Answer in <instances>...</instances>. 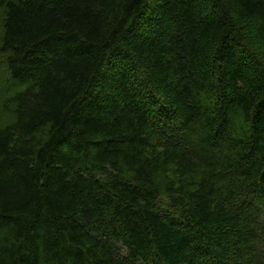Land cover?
Listing matches in <instances>:
<instances>
[{
  "label": "trees",
  "instance_id": "trees-1",
  "mask_svg": "<svg viewBox=\"0 0 264 264\" xmlns=\"http://www.w3.org/2000/svg\"><path fill=\"white\" fill-rule=\"evenodd\" d=\"M0 4V264H264V0Z\"/></svg>",
  "mask_w": 264,
  "mask_h": 264
},
{
  "label": "rangeland",
  "instance_id": "rangeland-1",
  "mask_svg": "<svg viewBox=\"0 0 264 264\" xmlns=\"http://www.w3.org/2000/svg\"><path fill=\"white\" fill-rule=\"evenodd\" d=\"M3 20H4V6L0 4V28L2 26ZM0 32H1V29H0ZM10 77H11L10 74L6 72L5 66L3 65V62L0 59V94L3 92L1 95L4 94V90L6 88L7 83H10V84L12 83V81L10 80ZM7 123H8V116H4V114H2V112L0 111V125H5Z\"/></svg>",
  "mask_w": 264,
  "mask_h": 264
}]
</instances>
